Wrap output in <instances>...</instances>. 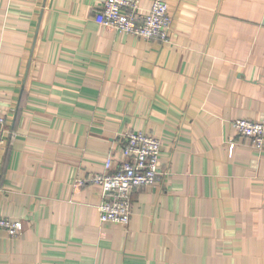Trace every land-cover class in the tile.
Here are the masks:
<instances>
[{
	"label": "crops",
	"instance_id": "1",
	"mask_svg": "<svg viewBox=\"0 0 264 264\" xmlns=\"http://www.w3.org/2000/svg\"><path fill=\"white\" fill-rule=\"evenodd\" d=\"M99 0H0V264H264V0H166L170 42L100 26ZM150 0H141V11ZM160 138L127 226L90 179ZM227 141L235 143L231 152Z\"/></svg>",
	"mask_w": 264,
	"mask_h": 264
},
{
	"label": "built area",
	"instance_id": "2",
	"mask_svg": "<svg viewBox=\"0 0 264 264\" xmlns=\"http://www.w3.org/2000/svg\"><path fill=\"white\" fill-rule=\"evenodd\" d=\"M141 0H99L94 13L95 21L118 33L143 39L170 42L171 17L166 0H150V6L141 11ZM235 132L249 140L252 147L261 149L264 144V122L237 117L231 121ZM5 118L0 113V147L5 143ZM233 141H227L229 152ZM161 140L143 131L125 135L119 159L111 155L104 159V171L94 174L90 181L98 186L100 202L97 205L100 223L127 226L131 217L132 191L136 187L154 183L159 171ZM22 223L18 219L0 216V230L11 237L18 235Z\"/></svg>",
	"mask_w": 264,
	"mask_h": 264
}]
</instances>
